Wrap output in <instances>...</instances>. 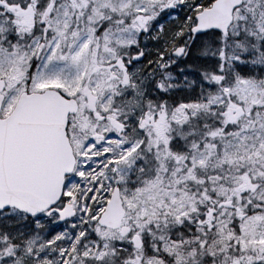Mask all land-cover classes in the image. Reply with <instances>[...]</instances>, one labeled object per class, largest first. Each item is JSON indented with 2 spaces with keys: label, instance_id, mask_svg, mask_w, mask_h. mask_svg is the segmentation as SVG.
Wrapping results in <instances>:
<instances>
[{
  "label": "snow or ice",
  "instance_id": "6c2138e0",
  "mask_svg": "<svg viewBox=\"0 0 264 264\" xmlns=\"http://www.w3.org/2000/svg\"><path fill=\"white\" fill-rule=\"evenodd\" d=\"M0 264H264V0H0Z\"/></svg>",
  "mask_w": 264,
  "mask_h": 264
}]
</instances>
